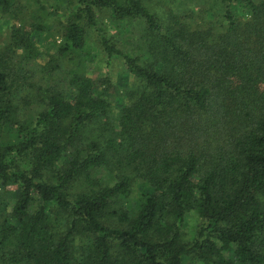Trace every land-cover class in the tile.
Masks as SVG:
<instances>
[{
	"label": "trees",
	"instance_id": "trees-1",
	"mask_svg": "<svg viewBox=\"0 0 264 264\" xmlns=\"http://www.w3.org/2000/svg\"><path fill=\"white\" fill-rule=\"evenodd\" d=\"M219 1L218 25L190 30L143 0H76L59 51H80L93 30L121 60L133 83L117 115L99 83L74 73L69 94L18 119L10 62L37 56L44 27L12 26L0 48V186L15 200L0 264H264V0ZM23 10L0 0L1 16ZM101 12L141 22L137 53L99 28ZM188 212L201 225L185 242Z\"/></svg>",
	"mask_w": 264,
	"mask_h": 264
},
{
	"label": "rangeland",
	"instance_id": "rangeland-1",
	"mask_svg": "<svg viewBox=\"0 0 264 264\" xmlns=\"http://www.w3.org/2000/svg\"><path fill=\"white\" fill-rule=\"evenodd\" d=\"M76 0H22L24 10L20 19L0 15V48L7 45L13 25L23 22L27 28L40 23L44 27L42 39L36 42V57H26L21 51L10 62L15 90L12 101L18 119L32 120L40 112L50 94L71 92L70 79L80 73L99 83L105 92L113 115L127 103L125 68L119 58H109L99 47L93 30H87L84 47L80 51L62 54L64 28ZM148 9L161 20L175 24L178 21L190 30L207 29L218 25L224 5L219 0H143ZM99 28L111 35L120 49L137 53L142 31L139 21H116L109 13L98 14ZM179 26V24H178ZM185 27V28H186ZM135 189L133 196H137ZM15 200L13 186H0V222L7 217ZM201 225L195 212H188L180 226L183 241H190Z\"/></svg>",
	"mask_w": 264,
	"mask_h": 264
}]
</instances>
